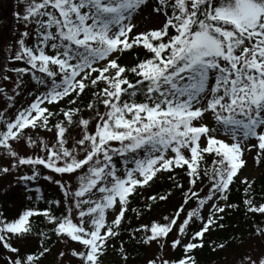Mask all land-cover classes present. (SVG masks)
I'll use <instances>...</instances> for the list:
<instances>
[{
    "label": "snow or ice",
    "instance_id": "obj_1",
    "mask_svg": "<svg viewBox=\"0 0 264 264\" xmlns=\"http://www.w3.org/2000/svg\"><path fill=\"white\" fill-rule=\"evenodd\" d=\"M22 4L8 57L22 66L0 65V175L26 193L43 178L60 198L37 186L29 206L0 212L2 264H43L50 243L61 246L55 264H128L126 244L158 249L143 264H197L232 212L264 243V194L244 172L264 165V0ZM129 52L136 62L121 63ZM26 75L38 87L19 102ZM177 193L171 211L141 222ZM235 264H264V248Z\"/></svg>",
    "mask_w": 264,
    "mask_h": 264
},
{
    "label": "trees",
    "instance_id": "obj_2",
    "mask_svg": "<svg viewBox=\"0 0 264 264\" xmlns=\"http://www.w3.org/2000/svg\"><path fill=\"white\" fill-rule=\"evenodd\" d=\"M3 3H4V0H3ZM3 3L1 4V6H4L5 5V9L4 10L5 11L7 9L10 10V6L7 3H5L3 5ZM2 11L3 10H0V15L3 14ZM11 31H12V28L10 29V32ZM2 40H3V37L0 34V44H1ZM9 50H10V47H9V43H8V44H6L4 46V53H3V55L0 56V59L2 60V65L3 66H6V63L8 62ZM0 52H1V49H0ZM135 62H136L135 61V58L132 56L131 52H129L128 54H125L122 57V59H121V63H126V64H129V65L131 63H135ZM85 98L87 99V94H86ZM262 167L263 168H262L261 175H260L259 179L255 180V184H254V187L256 189L257 197L258 198H259V196L261 194H264V165H262ZM237 184H238V182H237ZM34 186L35 187H37V186L40 187L38 184H36ZM28 187H31V186H28ZM152 191H153V189H146L145 195L151 194ZM11 194H12V192L9 193V196ZM7 198H9L10 201L12 199L10 197H7ZM178 200H179V194L177 193L176 195H173L168 200L167 203H162V204H159L157 207H155L153 209V212L154 211H157V212H160V213H164V210L167 207L170 208V209H172L173 205H175V204L178 203ZM238 200H239V196L237 194V186L234 185L233 186L232 201L233 202H238ZM38 204H39L40 207L47 206L45 204V200H43L42 203H38ZM132 205H133V207H138L139 206V197H133ZM152 213L147 214V215H144L143 216V220L141 222H145L146 221V218L149 217ZM3 214L5 216H8V217H12V216L15 215L7 207L5 208V211H3ZM153 214H152V216H153ZM223 223L225 224V229L223 231H213L209 236H207L205 238V247L203 249L197 250L195 252V257H196V260H197V264H212V262H214L215 260H218V259H222L223 258V252H225L226 250L224 249L223 251H220V252H214V251H212L211 248L208 246L209 240H217V238L226 239V238H228L232 234L239 235L241 233H243L244 236H246L247 233H248V231H249V226H248V224L246 222V218L242 214V212H232V213H230L229 216L225 218V220L223 221ZM33 224H34V226H38V227H42L43 226L41 224V220L39 218L33 220ZM36 243H37L36 241H30L29 244L27 245V247H29L31 249V248L35 247V244ZM50 247L51 248L53 247V245L51 243H50ZM231 248H233V247H229V248H226V249H231ZM133 249H136V247H133ZM179 254H180L179 253V250H177L176 252L173 253V255H175V256L176 255H179ZM43 264H47V262L46 261H43Z\"/></svg>",
    "mask_w": 264,
    "mask_h": 264
},
{
    "label": "rangeland",
    "instance_id": "obj_3",
    "mask_svg": "<svg viewBox=\"0 0 264 264\" xmlns=\"http://www.w3.org/2000/svg\"><path fill=\"white\" fill-rule=\"evenodd\" d=\"M5 2L3 3V0H0V10L4 11ZM2 3L4 6H1ZM14 4L15 5L17 4L16 14L21 13L23 10L22 0H14ZM0 18H1V16H0ZM137 21H138L140 27H144L145 25L150 27L153 23V21H151V20L141 19L140 17H137ZM14 26H15V29H14V32L12 34V37H10L8 39V42L10 43V47H11V54L14 53V51L16 49V41L19 39L20 32H22L24 30L23 22L17 19V15H16V22H15ZM3 29H6V28L4 27ZM28 42L30 43L31 40H29ZM21 65H22V62H15V61L10 62L9 61L8 67L21 66ZM8 74L12 75V73H10V72ZM24 171H27V169H24ZM244 172H245V174L252 173L254 175V177H257L258 173L260 172V169H257L256 167H253L250 164L249 168L245 169ZM250 178H251V176H250ZM15 183H16V181L14 180L13 175H2V176H0V201L3 199L5 193L10 192L14 188L13 186L15 185ZM54 188L56 189L55 186H54ZM16 199L18 200L17 196H16ZM249 246L256 249L257 251H260L262 248H264V243H262L261 240H259V239H249L248 238L247 240L243 241L242 247L236 248L233 253L228 252V254H227L228 258H225L223 263L224 264H235V262L239 259V254L241 252L246 251L249 248ZM60 247L61 246L58 245L56 249L58 250ZM156 251H158V249L155 246H153L151 249L145 248L143 254H141L142 261L144 262L145 256L151 255L152 253H154ZM165 252H168V251H165ZM56 255H57V253H56ZM166 255H168V253H166ZM0 264H2V262H0ZM137 264H139V263H137Z\"/></svg>",
    "mask_w": 264,
    "mask_h": 264
}]
</instances>
